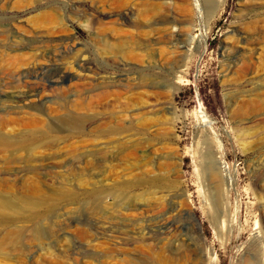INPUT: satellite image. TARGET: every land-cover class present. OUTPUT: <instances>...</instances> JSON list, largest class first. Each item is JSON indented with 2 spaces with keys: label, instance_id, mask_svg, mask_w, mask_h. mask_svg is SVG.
<instances>
[{
  "label": "rangeland",
  "instance_id": "obj_1",
  "mask_svg": "<svg viewBox=\"0 0 264 264\" xmlns=\"http://www.w3.org/2000/svg\"><path fill=\"white\" fill-rule=\"evenodd\" d=\"M0 135V264H264V0H0Z\"/></svg>",
  "mask_w": 264,
  "mask_h": 264
},
{
  "label": "bare ground",
  "instance_id": "obj_2",
  "mask_svg": "<svg viewBox=\"0 0 264 264\" xmlns=\"http://www.w3.org/2000/svg\"><path fill=\"white\" fill-rule=\"evenodd\" d=\"M203 1V3H204V5L206 6V9L208 10V12H209V15L210 16H214L216 13H217V11L219 10V8L223 5V3H224V1L225 0H202ZM255 2V1H254ZM259 3V2H258ZM243 6V5H242ZM253 5H251L250 7H252ZM247 7V6H246ZM250 7H248V9H250V10H253V9H255V7H252V8H250ZM259 11V10H258ZM167 12V11H166ZM166 12H164V13H166ZM168 14V13H167ZM167 14H165V15H167ZM97 15V14H96ZM89 19V18H88ZM98 20V19H97ZM171 20V19H170ZM91 21H96V17H92V20ZM167 21V20H166ZM175 45V44H174ZM170 46V45H169ZM170 49V48H169ZM58 54H53V56H55V55H58L60 58H65V57H67L68 55H72L74 52L71 50V51H66V50H61V51H58L57 52ZM244 65H247V63L246 64H244ZM55 71V70H54ZM56 72H58V70L56 71ZM173 90H175V89H173ZM172 89H171V91H173ZM172 93V92H171ZM33 94H35L34 93V91L33 90H29L28 91V96H32ZM16 96H19V95H16ZM19 98V97H18ZM21 100L20 99H17V101L16 102H20ZM246 106V105H245ZM254 109V108H253ZM200 113H202L201 115H202V118H204L205 116H206V114L204 113V111L203 110H201L200 111ZM93 118H95V117H93ZM84 117H82V116H80V115H78V116H76V115H74V114H66L65 116H62V117H60L59 118V122H60V124L62 125V126H65V127H68V129L69 130H76L78 133H80V131H81V124L82 123H85L84 122ZM90 119V118H89ZM112 119V118H111ZM86 120V119H85ZM92 120V122H93V119H91ZM205 120V119H204ZM87 121H88V118H87ZM107 121L108 120H106V119H102V118H97V119H94V128L95 129H93L94 130V132H97L98 134H105V133H110V134H112V135H115V134H118V133H121L123 130H124V128H123V125H122V123H120L119 121H115L116 123H115V126L114 127H110V128H105V129H102L99 125H101V124H103V123H107ZM110 121V120H109ZM89 122H91V121H89ZM86 124V123H85ZM104 125V124H103ZM106 125V124H105ZM91 126V125H90ZM109 126V125H108ZM49 129V128H48ZM76 132V133H77ZM109 134V135H110ZM116 136V135H115ZM5 136H2V135H0V143L2 144V146H4V148H8V147H13V148H20L21 146H22V142L23 141H21V140H14V141H12V140H9V139H7V138H4ZM114 138V137H113ZM124 139V138H123ZM28 140H31L30 141V143L28 144V146H30L29 148H28V150L26 151V154H25V159L26 160H30L32 157H34V155L32 156V153H34L33 151L35 150V148L37 147V146H39V142L38 143H36L38 140H40V139H38L36 136H34V137H30V138H28ZM56 140V139H55ZM125 140H123V142H124ZM134 142V141H133ZM140 141H138L137 143H139ZM47 143H54V142H42L41 141V145H46L47 147H49L48 145H52V144H47ZM56 143V142H55ZM120 143V142H119ZM127 143V142H126ZM132 143V142H131ZM144 143H146V141H144ZM124 144V143H123ZM140 144V143H139ZM54 145V144H53ZM133 144H131L130 145V147L128 148V149H131L133 146H132ZM138 145V144H137ZM137 145H135V146H137ZM141 145V144H140ZM140 145H138L137 147L139 148V146ZM144 145V144H143ZM146 145V144H145ZM144 145V146H145ZM148 145V144H147ZM149 145H151V144H149ZM45 146V147H46ZM114 146H116L117 148H118V145H113L112 147H114ZM119 146H121V143L119 144ZM129 146V145H128ZM134 146V147H135ZM152 146V145H151ZM151 146H149V148L151 147ZM155 146V145H154ZM105 147V146H104ZM111 147V148H112ZM125 147V146H124ZM140 147H142V146H140ZM147 147V146H146ZM157 146H155V148L154 149H156L157 150V148H156ZM110 148V149H111ZM144 148V147H143ZM163 148V147H162ZM105 150H108L109 149V147H105L104 148ZM118 149H120V148H118ZM122 149H124V148H122ZM141 149V148H140ZM153 148H151V150H154ZM104 150V151H105ZM121 150V149H120ZM132 150V149H131ZM160 150V149H159ZM164 150V149H163ZM90 151H92V150H90ZM143 151V150H142ZM146 151V150H145ZM102 152H103V150H102ZM205 158H206V166H207V168H213V166H214V159H213V156H212V154H211V152L210 151H206V153H205ZM212 197L214 198V195H212ZM219 197V196H218ZM212 198V199H213ZM217 198V195H216V197H215V199ZM220 198V197H219ZM214 201V200H213ZM217 201H218V199H216V204H217ZM31 202V201H30ZM5 204H8L9 205V203H7V202H5ZM218 205V204H217ZM171 227V226H170ZM176 229V228H175Z\"/></svg>",
  "mask_w": 264,
  "mask_h": 264
}]
</instances>
